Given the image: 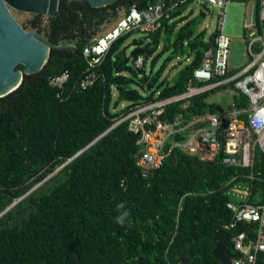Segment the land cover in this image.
I'll return each mask as SVG.
<instances>
[{"label":"trees","instance_id":"1","mask_svg":"<svg viewBox=\"0 0 264 264\" xmlns=\"http://www.w3.org/2000/svg\"><path fill=\"white\" fill-rule=\"evenodd\" d=\"M151 1L91 7L85 0H58L56 14L45 23L38 14L27 21L49 42L74 45L50 47L40 70L23 74L16 88L0 96V264H217L210 254L214 230L226 232L232 258L238 254L230 235L254 237L256 223L235 221L226 204L260 201L264 156L259 150L249 167L222 164L218 156L201 160L174 145L186 137L178 131L162 146L160 164L142 173L135 164L139 135L127 128V120L119 121L138 105L174 97L189 83L202 84L192 81L191 72L202 52L214 46L215 31L205 39V30L195 31L205 14L201 9L191 18L163 20L140 47L139 68L132 58L125 63L121 53L136 31L118 35L94 68L100 76L87 88L77 87L86 67L83 48L102 25L115 20L119 10ZM178 56L186 63L167 79L164 69ZM64 71L68 77L60 89L49 85V76ZM220 87L226 86L171 100L157 117L169 121L181 114L185 122L217 111L220 107L206 98ZM231 101L247 106L235 90ZM233 187L247 189L246 196L236 197ZM125 211L129 215L121 226L115 218ZM230 222L234 225L226 227ZM254 264H264V251L256 252Z\"/></svg>","mask_w":264,"mask_h":264},{"label":"built area","instance_id":"2","mask_svg":"<svg viewBox=\"0 0 264 264\" xmlns=\"http://www.w3.org/2000/svg\"><path fill=\"white\" fill-rule=\"evenodd\" d=\"M189 1L195 0H152L142 8L131 6L126 12H122L111 27L97 35L88 47L83 48L86 67L77 87L87 88L100 76L94 68L114 38L128 31H136L142 36L143 43L150 42V34L161 26L162 21L171 20V13ZM198 1L205 3L207 11L210 10L208 6L216 10L214 14L210 10L215 20L214 46L202 52L199 65L191 72L192 81L202 84L189 83L184 92L171 98L138 105L119 118V121L127 120V128L139 135L137 142L140 152L136 156L135 164L142 173L160 164L162 146L178 131H186V137L174 145L187 153L197 154L201 160H212L218 156L222 164L249 167L255 149L264 156V35L261 33L264 0H255L251 20L242 22L245 33L242 38L244 61L237 68L228 64L229 39L222 32L224 9L230 0ZM141 60L142 56L139 54L132 58L131 64L139 68ZM67 77L64 71L49 76L48 83L60 89ZM224 85L243 95L247 106L236 107L231 101L226 111L219 109L197 114L185 122L182 121L181 114L169 121L157 117L160 107L171 100ZM231 191L238 198H244L247 194V189L240 187H233ZM226 206L235 221L256 223L253 238L247 237L244 232L229 236L231 248L238 254L231 257L230 264H254L256 252L264 251V187L258 203H227ZM233 225L234 222H230L226 227Z\"/></svg>","mask_w":264,"mask_h":264},{"label":"water","instance_id":"3","mask_svg":"<svg viewBox=\"0 0 264 264\" xmlns=\"http://www.w3.org/2000/svg\"><path fill=\"white\" fill-rule=\"evenodd\" d=\"M91 7L108 5L115 0H85ZM58 0H0V96L16 88L23 74L37 72L47 60L49 48L73 46L74 43L53 44L37 31L22 28L11 16L9 8L45 16H53L57 12ZM200 7L207 10L205 3ZM142 39L132 38L121 47L124 62L141 53ZM130 50L125 54L126 49ZM21 69H17V65ZM78 153V152H77ZM226 232L214 230L213 247L210 254L217 264H230L231 254L225 249Z\"/></svg>","mask_w":264,"mask_h":264},{"label":"rangeland","instance_id":"4","mask_svg":"<svg viewBox=\"0 0 264 264\" xmlns=\"http://www.w3.org/2000/svg\"><path fill=\"white\" fill-rule=\"evenodd\" d=\"M198 3L199 2H192L188 4L187 7H191L193 9V14H196L198 10ZM255 0H230L224 9V22L222 26V32L226 37L229 39L228 44V54H227V61L228 64L233 67L237 68L242 65L244 61L243 57V42L242 38L244 30L242 29V22L245 20L249 22L252 18L253 8H254ZM212 13L214 14L216 10L211 6H208ZM9 12L13 19L20 25L23 26L25 30H29L27 21L32 17V14L27 12H22L18 10H14L9 8ZM122 10H119V15L122 13ZM118 15V16H119ZM117 19V18H116ZM115 19V20H116ZM115 20L110 22L104 23L102 25V29L97 34H100L111 27ZM42 23H45L46 16L41 15ZM262 28L261 33L264 35V20L261 22ZM215 20L213 17L209 16L207 13L204 16L199 17L198 27L204 28L206 31V35L214 29ZM96 34V35H97ZM140 37L139 32H136L132 35L131 38ZM129 42V40H128ZM126 42V43H128ZM159 49V47H158ZM130 50V47L126 49L125 54H127ZM177 59L180 60L178 64H176ZM177 59H172L167 67L164 69L163 75L169 79L172 78L177 71L186 63L183 57L178 56ZM147 68V64L145 65V69ZM233 90L229 87H220L216 90H212L208 93L206 100L208 102L216 103L222 111H226L229 109L231 97H232ZM115 93H113L114 95ZM124 105V102L120 103V106Z\"/></svg>","mask_w":264,"mask_h":264},{"label":"crops","instance_id":"5","mask_svg":"<svg viewBox=\"0 0 264 264\" xmlns=\"http://www.w3.org/2000/svg\"><path fill=\"white\" fill-rule=\"evenodd\" d=\"M192 2H199L198 0H195V1H189V2H187L186 4H184V5H182V9L171 19V20H174V19H178V18H183V17H185V16H187V18H191L192 16H194L195 14H193V9L191 8V7H187L188 6V4H190V3H192ZM200 2L198 3V10L199 9H201V11H203L205 14L207 13L209 16H211L212 17V15H211V11L209 10V11H207V10H204V9H202L201 7H200ZM207 8V7H206ZM198 10H197V12H198ZM196 12V13H197ZM204 14V15H205ZM203 15V16H204ZM171 20H169V21H171ZM181 23H183V21L182 20H180V21H178L177 23H176V27L177 26H179ZM199 23V22H198ZM205 30L204 28H200V27H198V24H197V26H196V29H195V31H200V30ZM214 30V29H213ZM212 30V31H213ZM211 31V32H212ZM210 33V32H209ZM208 33V34H209ZM207 34V35H208ZM207 35H206V31H205V35H204V39H205V37H207ZM133 38H135V37H133ZM138 38V37H137ZM136 38V39H137ZM137 40H139V39H137ZM159 48L161 47V44H159V46H158ZM163 55H165V54H163ZM188 56V55H187ZM181 57H184V56H181ZM191 56H189V57H187L188 59L190 58ZM187 59V60H188ZM170 79V78H169Z\"/></svg>","mask_w":264,"mask_h":264},{"label":"clouds","instance_id":"6","mask_svg":"<svg viewBox=\"0 0 264 264\" xmlns=\"http://www.w3.org/2000/svg\"><path fill=\"white\" fill-rule=\"evenodd\" d=\"M124 205H118V208H123ZM129 213L127 211L123 212L122 214L117 215V217L115 218V222L117 224H120L121 226L124 224L125 219L128 217Z\"/></svg>","mask_w":264,"mask_h":264}]
</instances>
